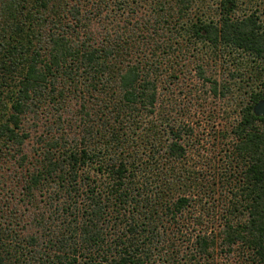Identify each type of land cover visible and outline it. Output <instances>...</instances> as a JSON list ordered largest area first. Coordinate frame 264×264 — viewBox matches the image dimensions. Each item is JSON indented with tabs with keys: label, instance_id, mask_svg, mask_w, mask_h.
Here are the masks:
<instances>
[{
	"label": "trees",
	"instance_id": "16d2710c",
	"mask_svg": "<svg viewBox=\"0 0 264 264\" xmlns=\"http://www.w3.org/2000/svg\"><path fill=\"white\" fill-rule=\"evenodd\" d=\"M182 62L238 109L221 207L162 99ZM198 206L222 211L218 234L185 226ZM217 248L264 264V0H0V264H216Z\"/></svg>",
	"mask_w": 264,
	"mask_h": 264
},
{
	"label": "rangeland",
	"instance_id": "374dc122",
	"mask_svg": "<svg viewBox=\"0 0 264 264\" xmlns=\"http://www.w3.org/2000/svg\"><path fill=\"white\" fill-rule=\"evenodd\" d=\"M181 65H185L183 69H189V72L185 76H180L179 70L181 67L177 66L175 70L180 79L176 80L170 91L163 92L162 99L166 103H172L173 106H169L168 109L175 117L191 125L196 141V147L191 153L193 171L195 170L194 172L198 174L197 179L200 180L197 181L204 186V190L208 188L206 191L208 195L204 202L208 201L210 205L218 204L221 207L226 201L222 193L226 192L222 189V182L215 180L217 174L215 168L222 165L221 159L226 157L225 150L228 148L225 146V134L231 129L234 122L238 120V109L228 102L226 98L222 99L220 95H214V87L197 75L194 65L183 62ZM216 67H206V77H212V80L217 78V80L222 81L225 79L224 71L220 67ZM214 192L217 193L215 196ZM204 209L203 211H205ZM191 214L201 217V206H198L197 210L186 216L188 220L185 219V221L189 224L185 226L192 227L191 223L194 220H189V217L193 216ZM221 215L222 211H219V218L202 216L199 222L203 226H199L198 229L208 232L213 231L214 234H218L222 226ZM237 253H233L228 258L226 257L227 255H220L217 248L215 252L216 264H243L242 256Z\"/></svg>",
	"mask_w": 264,
	"mask_h": 264
}]
</instances>
